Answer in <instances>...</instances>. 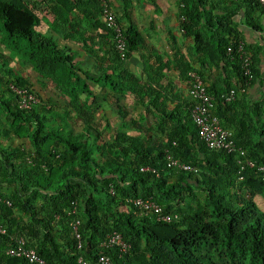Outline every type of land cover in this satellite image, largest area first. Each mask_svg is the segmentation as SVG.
<instances>
[{
  "label": "trees",
  "instance_id": "1",
  "mask_svg": "<svg viewBox=\"0 0 264 264\" xmlns=\"http://www.w3.org/2000/svg\"><path fill=\"white\" fill-rule=\"evenodd\" d=\"M106 1L123 29L124 59L98 0H0V224L6 229L0 233V264H36L6 253L19 244L47 264H81L79 257L93 262L101 255L112 264H264V173L258 169L264 165V104L245 102L239 93L229 102L223 98L244 82L235 55L242 41L233 18L237 7L253 10L245 22L254 28L261 26L252 13H264V7L253 0H177L180 28L192 39L194 55L186 78L189 70L201 76L214 96L213 113L254 162L241 170L235 154L200 140L191 101L184 114L161 110L154 134L164 131L165 140H154L148 133L153 125L129 114L122 98L151 95L124 66L144 36L131 17L134 0ZM46 16L57 36L73 40L84 54L41 32ZM245 48L253 80L259 74L256 51ZM82 56L91 68L81 65ZM9 58L32 73L14 70ZM220 65L229 67L234 82L209 80L206 71ZM9 83L26 87L39 102L20 109ZM47 83L60 97L45 92ZM167 155L196 171L169 164ZM138 197L160 204L171 220L137 209L132 200ZM74 219L80 220V247ZM112 232L130 245L122 255L117 247L101 246Z\"/></svg>",
  "mask_w": 264,
  "mask_h": 264
},
{
  "label": "crops",
  "instance_id": "2",
  "mask_svg": "<svg viewBox=\"0 0 264 264\" xmlns=\"http://www.w3.org/2000/svg\"><path fill=\"white\" fill-rule=\"evenodd\" d=\"M121 5L120 3L117 4L120 12L122 10ZM140 5H142L141 10ZM177 5V0H134L133 8L130 10L131 17L134 18L141 28L145 42L143 46L131 53L126 59L124 66L137 80L136 84L132 79L129 82L137 87H147L151 95L146 98L143 97V104H141L140 93H135L134 96L127 94L121 99V103L127 107L132 117H143L146 127L152 128L153 125L152 130L148 131L151 136L155 135L156 120H160L164 116L161 110L165 112L174 110L176 113L182 112L184 114L187 109V103L190 102L189 86L185 72L187 66L194 65L192 39L185 36L180 28L177 18L179 7ZM248 11L253 10L248 4H241L237 7V13L233 18L242 41L249 47L251 52L256 51L255 61L257 64L255 67H257L259 74L250 82L245 92L238 94V97L244 96L245 102H262L264 104V13L258 10L252 13L257 16L261 26L260 28H254L245 22V13ZM53 22L54 20L50 16H46L40 26L42 31H46L47 34L57 38L60 45L68 44L78 49L79 53L84 54V50L79 44L73 40L68 41L57 36L51 28ZM2 51L4 52L1 45L0 52ZM12 61L14 59H8L10 67L16 71L23 72V75H29V72L20 66L21 63L17 64L18 62L16 61L17 66H15ZM91 67L92 61L88 63L87 68ZM231 74L229 67L225 69L223 65H220L217 69L206 71V76L213 82L226 77L229 81L234 82L235 79L229 76ZM50 84L47 83L48 86L45 88V92L52 96L55 91H52L53 88L48 89ZM55 95L59 96L58 94ZM147 100L157 103L159 109H156L154 105L148 106ZM113 112L115 111H111V121L113 122L112 129L114 130L116 118ZM96 115L99 119V116L101 117L102 115L101 111L97 110ZM163 126V129L167 126L169 127L170 121L163 123ZM165 137L164 131L159 132L157 136H154V140H161V138L165 140Z\"/></svg>",
  "mask_w": 264,
  "mask_h": 264
},
{
  "label": "built area",
  "instance_id": "3",
  "mask_svg": "<svg viewBox=\"0 0 264 264\" xmlns=\"http://www.w3.org/2000/svg\"><path fill=\"white\" fill-rule=\"evenodd\" d=\"M103 7L102 18L106 22V25L113 30L114 41L116 50L119 52L122 59L126 58V42L121 25L116 20L114 12L109 8L106 0H98ZM258 2L264 7V0H253ZM232 48L228 47L227 53L231 54ZM240 66L243 71L244 82L240 87L236 89H230L223 98L229 102L235 99L237 93L246 91L247 86L252 81V69H251V55L246 51L245 44L239 41L236 47V53ZM187 83L189 86V98L191 101V118L197 126L198 136L206 147L212 150H222L230 154H235L237 163L240 165V169L243 170L246 167H253L254 162L245 157V150L237 146L234 141V134L231 129L224 127L220 118L213 113L215 108L214 96L211 95L206 88L201 76L195 70H189L187 72ZM11 90L18 97V106L20 109H30L34 104L39 102V98L26 87L17 86L14 83H9ZM169 164L176 166L179 169L196 171V168L190 164L181 162L177 158H173L171 155H167ZM260 171L264 173V165L258 167ZM1 200V197H0ZM134 206L143 211L154 213L158 219L164 221H170L171 216L169 214H162V206L156 203L151 198H135L132 200ZM71 212H75L73 207ZM176 218V215H173ZM79 219L71 221L72 230L75 236L78 238V247H80V234L78 233ZM6 229L0 224V233H5ZM101 246L118 248L120 255L125 253L130 248V245L123 239L119 232H112L107 235L101 242ZM7 254L16 257H24L28 261L36 264H47L45 260L37 255V253L31 249L26 248L22 244L17 247L9 248L6 251ZM78 262L81 264H112L111 258L108 255H101L95 261L88 262L79 257Z\"/></svg>",
  "mask_w": 264,
  "mask_h": 264
},
{
  "label": "rangeland",
  "instance_id": "4",
  "mask_svg": "<svg viewBox=\"0 0 264 264\" xmlns=\"http://www.w3.org/2000/svg\"><path fill=\"white\" fill-rule=\"evenodd\" d=\"M36 29L38 30V27H36ZM40 29H41V32L45 33L44 31H42V28H41V27L39 28V30H40ZM47 35H49V34H47ZM0 46H1V45H0ZM80 54H81V52H80ZM80 59L82 60V64H81V65H82L83 67H88V63L91 62V61L88 60V59H84L83 56H82ZM16 61H17L18 63H17ZM15 62H16L17 64L21 63L20 66H21L23 69L27 70L29 73H32L30 67L27 66V65H24V64L21 62V60H18V58H17V59L14 58V61H12V64L15 65V66H17V64H16ZM49 87H50V88H48V89H51V88L53 87L52 84H50ZM52 91H54V90L52 89ZM104 135H105L106 139H109V138H111L112 131H111V130H110V131H105V132H104Z\"/></svg>",
  "mask_w": 264,
  "mask_h": 264
}]
</instances>
